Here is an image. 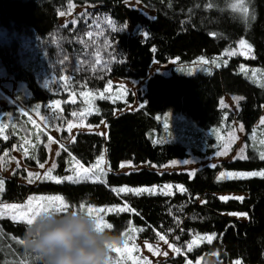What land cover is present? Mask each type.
Instances as JSON below:
<instances>
[{"label": "trees", "instance_id": "obj_1", "mask_svg": "<svg viewBox=\"0 0 264 264\" xmlns=\"http://www.w3.org/2000/svg\"><path fill=\"white\" fill-rule=\"evenodd\" d=\"M123 1L0 0V29L3 31L0 66L14 79L23 81L30 92L29 96L17 92L18 103L0 107L3 116L12 122L7 139L0 137V149L11 148L17 143L18 149L23 150L19 141L29 136L31 144L24 161L29 166H38L45 161L47 152L32 134L28 116L22 115V106L31 108L40 104L45 108L72 93L77 96L80 90L103 88L114 77H146L154 60L167 63L172 58L179 62H191L201 55L213 58L223 48L245 37L255 57L250 61L264 65V0H249L247 22L240 13L230 9V0H139L155 11L153 18ZM71 2L93 8L85 9L83 13L88 14L80 15L76 25L68 23L66 29L58 14L67 12ZM209 4L213 6L209 8ZM107 19H111L117 31L110 30ZM128 25L134 27L135 33L128 31ZM89 31L93 33L92 39L87 36ZM105 40L112 42L113 48L105 47ZM97 58L101 60L99 65L95 63ZM241 59V56L232 57L219 69L194 75L173 70L169 75L155 72L146 79L143 108L115 115L114 110H121L127 102H133L130 94L126 101L98 100L99 112L84 118L92 125L105 120L106 135L77 131L73 140L60 142L64 148L60 147V155L56 156L54 173L66 172L73 157L88 164L105 149L110 168L105 176L106 184L91 181L57 184L37 180L30 185L17 179L25 174L21 168L12 177L3 178L5 190L0 193V200L18 201L32 192L60 193L76 210L80 203L100 206L127 202L139 215L124 212L109 213L105 217L114 225L113 229L106 230L116 236L132 228H144L143 232H135L140 239L159 241L157 233H160L169 243L182 249L197 233L215 234L216 239L211 244L203 242L191 252L186 251L187 255L179 253L163 264H183L185 259L212 251L218 253V264H233L236 259L241 264H264V178H216L221 168L264 170V161L248 142L249 133L262 112L264 87L238 70ZM224 92L244 97L239 101L236 114L219 106ZM63 105L65 115L70 114L72 107L68 106L71 103L63 102ZM167 110L182 112L190 122L172 129L177 140H166L165 131H161L158 115ZM233 121L244 126L248 159L223 160L215 164L216 167L205 165L198 168L195 175L148 168L116 173L123 160L162 166L171 159L188 157V149L199 157L211 155L220 148L221 134L231 129ZM59 137L69 139L65 131H61ZM44 138L42 135L40 139ZM163 183L172 185L170 195L144 193L135 196L111 191L114 185ZM177 185L186 191L181 192ZM219 191L246 194L243 201H223L215 194ZM234 211L247 213L246 219L226 214ZM27 227L9 218L0 219V264H20L21 260L25 264H42L19 243Z\"/></svg>", "mask_w": 264, "mask_h": 264}, {"label": "rangeland", "instance_id": "obj_2", "mask_svg": "<svg viewBox=\"0 0 264 264\" xmlns=\"http://www.w3.org/2000/svg\"><path fill=\"white\" fill-rule=\"evenodd\" d=\"M230 1H231L230 4L236 2V0H230ZM246 2L248 3L249 0H246ZM123 3L130 7L137 8L139 11H141L142 13H144L146 16L150 18L155 17V11L151 8L146 7L139 0H124ZM71 5H74V7H70V4H69V9L67 10V12H64L65 13L64 16H61L59 12L58 15H59L60 23L68 24V23H71L72 20H78V17L83 13L85 9L93 8V6H90L88 4H76V3L71 2ZM127 29L130 33H135L133 26L128 25ZM2 35H3V31L0 29V37ZM240 39H245L250 44V42L245 37H241L234 44H231L223 48L221 52L213 58H217V63L223 66V65H226L232 57L241 56L243 59L239 60L238 70L241 72L240 69H241V66H243L247 71H246V74L244 72H241V73L248 76L257 85L259 86L264 85V65H258V64L252 63L250 61V59L252 58L251 56H245V55L239 54V40ZM232 49H237L238 54L234 56L225 55L226 51H231ZM252 56H253V51H252ZM204 57L208 59L209 62H211L212 58H208L206 56ZM198 58H196L195 60L191 62H179L177 58H172L168 60L167 63H161V62L154 60L148 68L146 77H143V78L114 77L111 80H109L111 81L112 87L107 93H105L106 97H108L106 99L110 101H116V100L126 101L127 95L130 94L131 97H133L132 103L127 102L121 110H114V114L116 115V114H119L121 111L133 110V109L140 107L141 102H143L142 95L144 93L146 79L148 76H150L151 74L155 72L163 74V75H169L171 71L173 70L174 72L188 75V72L192 71V75H194L197 73L211 72L213 69H219L221 67L220 66L217 68L211 63L207 65L194 64L193 62L196 61ZM181 69H183V71H181ZM205 69H208V70H205ZM253 73H255V75H253ZM107 86H108V83L103 88H98V89L87 88V89L78 91L77 96H73L72 94H70L68 98L66 99H57L61 103L62 111L64 108L63 102L70 101L71 99H75L76 101L75 103L67 102V103H71V105H69L68 107H72L69 111L70 114H67V115H65L64 111L61 114L62 112L61 110L54 111L53 109L46 107V106L44 108V106L40 104H37L40 106L39 112L35 111L37 105L31 108L22 106L23 112L28 113V120L32 126V134H34L42 142V144L44 145L46 149L47 157L45 161L42 162L45 164V168L41 169L39 168V165L29 166L25 163L24 150L25 148L27 149L28 145L31 144L30 137L25 136L23 138V141H19V143L23 147V150L18 149L17 143L13 144L11 148L0 149V157H3V160L0 161V178L12 177L17 170L23 168L25 170V174L17 176V179L23 183L34 185L37 183V180L33 181L32 183H29L27 173L28 172H32V173L39 172L41 175H43V173L48 168H50L53 163H56V156H57L56 153L60 152V142L67 143L69 140H73L74 135L77 131L98 132L105 136L106 131H107V124L105 120H102L97 125H92V124L87 123L84 117L89 115L87 114L88 112L95 113L96 112L95 109H99L98 100L100 99L98 98V94L101 92H104ZM17 92H20L24 96L30 95V92L28 91L23 81L14 79L11 74H9L4 68L0 66V107L10 106V105H14L18 103V100L15 96ZM81 92L90 93L93 95L88 96V97H82L80 95ZM233 97H241V95L224 92L219 100V106L221 107L220 101L223 100L225 105H227V107H221V108L230 109L234 114H236L239 110V103H237V101H235ZM51 104L52 103H49L48 105H51ZM73 112H76L78 115L72 116L71 114ZM29 117L31 119H29ZM158 118L161 120V123H162L161 131L162 132L165 131L163 135L166 140H177L178 137L174 133V131H172V129L176 128L178 125L184 126L185 124L190 123L189 120L185 117V115L182 112H175L172 110H167L163 112L162 114L158 115ZM261 118H264V104L262 105V112L260 116L258 117V119L256 120L253 130L249 133V140H248L250 146L254 148L255 150H257L258 153L260 151H264V144L260 143L262 140H264V125L260 124ZM165 121L167 122V127H165ZM68 122H71L74 125L71 132L68 131ZM0 123H4L8 125V128L5 129L4 131V136L8 137V130L12 126V122L10 118L4 117L3 114L0 112ZM240 125L242 124L238 121L232 122L231 129L221 134L220 148L211 155H208L205 157H199V156L191 154L190 150L188 149L189 151L188 157L171 159L167 161L165 164H163L162 166H157L155 164H148L147 162H141L138 164H134L129 160H123L120 162L119 169L116 171V173L130 172V171L139 170L141 168H148V169H153L157 172L172 171V170L184 171V172H187L189 175H191V173L195 172L198 168L202 166H205V165L212 166L223 160L237 159L242 149H243L244 155H246V151H247V144L244 139L245 130L243 129V131H241ZM194 126L196 127V125ZM61 131H65L67 135H69L68 140H64L59 137ZM231 131H235V135L237 139L229 143L228 142L229 132ZM253 132H255V136H253ZM42 135L45 136L44 140L40 139ZM49 136L52 137V140L54 141L53 143H49L48 141ZM0 137L4 138L3 136H0ZM26 139L30 143L27 145H24V140ZM225 145L228 148L227 153L225 155H217L218 152L224 150ZM4 153H8V156L4 157ZM100 155H104L105 160H104V163L101 165V167L103 168L104 172L107 173L110 171V168L107 162V156H106L105 149H102L101 152L96 156V158L88 164H84L80 162L79 160L77 161H79L80 164H82L84 167H91L92 165L96 163V160ZM185 161H187V163H185ZM73 163H74L73 159H71L69 164L66 167V172L64 173H54L53 172V175L60 176V177H63L65 175H71L72 173L70 171H67V169H69ZM121 164H124L125 167H121ZM261 170L262 169L260 170H231V169L221 168L217 171L216 178L218 179L219 174L221 172H250V171H261ZM103 179H105V177H103ZM165 185H171V184L163 183V184L135 185V186L121 184V185H114L112 186V188H120V187L153 188L154 187L157 190L156 193H162L161 189L164 188ZM178 186L179 185H177L176 188H179ZM172 190H173L172 187L169 189H165V191L167 192H172ZM215 194L220 198L222 196L243 197L245 196L246 193L241 192V191H219V192H216ZM52 195H61V194L60 193L32 192L29 195H27L25 198H23L22 200H18V201L0 200V201H2L3 203L23 204L28 200L29 197L52 196ZM34 203H39V202L37 201ZM100 206L110 207L114 205H100ZM120 206H123V205H120ZM230 213H244V212L234 211V212H228L226 214L234 218L246 219V217L244 216H234V215H230ZM2 218L11 219L9 215H5ZM126 232H128L132 237H134V239L129 241V245L127 248L122 246L123 243L118 245L120 246L119 253L111 252L110 254L112 258L111 264H118V261H120V259L124 256L128 257V259L125 261V264H142V261L144 258H147L150 264H163V261H165L167 258L174 257L177 255V253L173 252L172 249L169 248L168 245L165 244L161 240L148 241V240L140 239L137 236V234H135V232H131V230H128ZM198 234H200L201 236L212 235L211 233H198ZM120 237H122L124 241L125 236L122 234ZM145 241H148L149 244H152L153 249L158 247L160 254L154 255L153 251H149V249L145 245ZM201 243L203 242H198L199 245ZM133 245H136L139 248V252L136 251V248H134ZM186 251H187V245L185 246V248L181 249V253L184 255H187ZM164 252H167L168 255L164 256L162 254ZM209 254H212L214 259L218 261L217 251H212L209 253L196 256L193 259H185L183 261V264H188V261H191L192 264H196V261L201 260V257L203 258L201 260V264H205V257L209 256ZM137 256L140 257V261H137ZM236 260H234L233 264H235Z\"/></svg>", "mask_w": 264, "mask_h": 264}, {"label": "snow or ice", "instance_id": "obj_3", "mask_svg": "<svg viewBox=\"0 0 264 264\" xmlns=\"http://www.w3.org/2000/svg\"><path fill=\"white\" fill-rule=\"evenodd\" d=\"M213 5L209 4L208 7L211 8ZM70 7H74V5H71L70 3ZM230 9L233 12H238L241 15V18L247 22L249 20L250 17V12H249V6L248 3L246 2V0H236L235 3H231L229 5ZM88 13H82L81 16L83 17L84 15H87ZM61 16H64L65 13L63 11L60 12ZM251 19H255V15L252 14L251 15ZM71 23L73 25H76L78 22L77 20H72ZM107 26L110 28L111 31H117V29L115 28L113 22L111 21V19H107ZM64 27L67 29L68 25H64ZM97 27H99V24H97ZM124 27H126V25H124ZM75 30V29H74ZM145 36H147V33L144 34ZM213 36L216 35V33H212ZM87 36L89 37V39L93 38V33L91 31L87 32ZM81 43H83V40L80 41ZM104 45L107 48H113V43L110 41L105 40L104 41ZM155 51V49H154ZM252 45L249 44L245 39H240L239 40V54L241 55H245V56H251L253 59L255 58L254 56H252ZM238 54V50L237 49H232L231 51H226L225 55H229V56H234ZM67 59V57H65V60ZM113 59H115V57H113ZM63 63V61H62ZM95 63L97 65L101 64V60L99 58H97L95 60ZM194 64H203V65H207L209 63H211L212 65H214L215 67H220L221 65L219 63H217V58H212L211 62H209L208 59H206L204 56L199 57L196 61L193 62ZM226 63V61H225ZM208 70V69H205ZM241 72H244L246 74V69L241 66ZM181 71H183V69H181ZM188 75H192V71L188 72ZM253 75H255V73H253ZM64 79L66 81V78H61ZM65 87H67V84L65 83ZM112 87L111 81L108 82V86L105 88L104 92H101L98 94V98L99 99H105L108 98L106 97L105 93H107ZM123 87V86H121ZM261 87H264V85H261ZM73 96H75V93H72ZM80 95L82 97H88L91 96L93 94L90 93H84L81 92ZM233 99L235 101H237V103H239V101H242L244 99V97H233ZM66 102H71V103H75V99H71L70 101H66ZM220 105L221 107H227V105H225L224 101L221 100L220 101ZM46 107H49L51 109L55 110H61V103L59 100L53 101L51 105H46ZM141 108H143V102H141L140 105ZM40 106L37 105L35 111L39 112ZM95 111L98 113L99 109H95ZM87 114H91L90 112H88ZM22 115L28 116L27 112H23ZM72 116H77L78 114L76 112H73L71 114ZM58 118V117H57ZM29 119H31L29 117ZM226 119V117H225ZM260 124L264 125V118H261L260 120ZM74 127V125L71 122H68V131L71 132L72 128ZM165 127H167V122L165 121ZM8 128L7 124L4 123H0V136H3L4 139H7V136H4V131L5 129ZM244 126L240 125V130L243 131ZM217 131L218 130H214ZM253 136H255V132H253ZM235 139H237L236 135H235V131H231L229 132V143H231L232 141H234ZM48 141L49 143H53L54 141L52 140V137H48ZM30 142L26 139L24 140V145L29 144ZM261 144H264V140H262L260 142ZM33 147H35V145H33ZM61 148H64V145L61 144L60 146ZM228 151L227 146H224V150L220 151L217 153V155H225ZM24 155L27 157L28 156V151L25 148L24 150ZM57 156L60 155L59 152L56 153ZM8 153H4V157H7ZM238 159H248L249 157L243 154V149L241 150V153L238 155L237 157ZM14 159V158H13ZM259 159L261 161H264V151H260L259 152ZM3 160V157H0V161ZM104 155H100L97 160L96 163L94 165H92L91 167H84L82 164H80L79 161H77L75 159V157H73V164L72 166L67 169V171H70L72 174L71 175H65L63 177L60 176H55L53 175V172L55 171V169L57 168V164L53 163L51 165L50 168H48L43 175H41L39 172L37 173H32V172H28L27 173V177H28V182L32 183L35 180H46V181H54L57 184L60 183H64L65 181L68 182H72V183H80L81 181H91L93 183H102V184H106L107 180L103 179V177H105L107 175L106 172H104L103 168L101 167V165L104 163ZM185 163H187V161H185ZM213 167H216V165H212ZM121 167H125L124 164H121ZM39 168L44 169L45 168V164L44 163H39ZM191 175H195V173H191ZM251 177H261L264 178V170L261 171H250V172H221L219 174L218 179H248ZM172 185H165L164 188L161 189L162 194L165 195H170L171 193L165 191V189H169L171 188ZM179 190L181 192L186 191V189H184L181 186H178ZM5 190V180L3 178H0V193H3ZM112 192L120 194V193H124V194H128L131 193L135 196H140L144 193H148V194H155L156 193V188H148V187H136V188H132V187H120V188H112L111 189ZM221 200L223 201H227L229 199H238L243 201V197H229V196H222L220 197ZM39 202V203H34V202ZM75 206H73L70 202H68L65 197H63L62 195H52V196H40V197H29L28 200L23 203V204H16V203H3L2 201H0V218H2L5 215H9L10 218L18 223H24L27 226L33 224L35 222V220L38 217L41 216H45V217H50L53 215H59V214H63L66 213L67 211H69L70 209H73ZM78 208L80 211L86 212L89 216L93 217L94 220L96 221V224L98 226V228H100L101 230L104 229H113L114 225L111 222H108L105 217L107 214L109 213H124V212H128V213H134L135 215H139L138 212H136V210L134 208H132L127 202H125L123 204V206L120 205H114V206H110V207H105V206H95L91 203L85 204V203H80L78 205ZM230 215H234V216H247V213H230ZM145 229L144 228H132L131 232H143ZM123 235L125 236V239L123 241V247L127 248L129 245V241L134 239V237H132L128 232L123 233ZM157 236L159 237V240L163 241L165 244L168 245L169 248L172 249L173 252L179 254L181 253V248L176 247L174 244L169 243L168 239L166 238L165 235H161L160 233H157ZM15 239V238H14ZM176 239H179V237H177ZM216 239L215 234L212 235H203L201 236L200 234H195L193 235L191 241L187 244V251L191 252L195 247H198L199 244L198 242H206L208 244H211L212 241ZM19 243L21 245H24V240L20 239ZM145 245L147 246V248L149 249V251H153L154 255L160 254L159 248H155L153 249V245L149 244L148 241H145ZM134 248H136V251L139 252V248L136 245H133ZM111 252H120V246H114L111 248ZM164 256H167L168 253L164 252L162 253ZM35 259L39 260V258L36 256ZM128 259L127 256H124L120 259V261H118V264H125V261ZM203 258L201 257V260ZM111 256L109 257V262L111 264ZM201 260H197L196 264H201ZM137 261H140V257L137 256ZM20 264H25L24 260L20 261ZM142 264H150V262L147 260V258H144L142 261ZM188 264H192L191 261H188ZM235 264H241V261L238 259L235 261Z\"/></svg>", "mask_w": 264, "mask_h": 264}, {"label": "clouds", "instance_id": "obj_4", "mask_svg": "<svg viewBox=\"0 0 264 264\" xmlns=\"http://www.w3.org/2000/svg\"><path fill=\"white\" fill-rule=\"evenodd\" d=\"M24 247L42 264H110L111 248L123 238L98 228L86 212L70 209L50 217H38L23 237ZM205 264H218L212 254Z\"/></svg>", "mask_w": 264, "mask_h": 264}]
</instances>
